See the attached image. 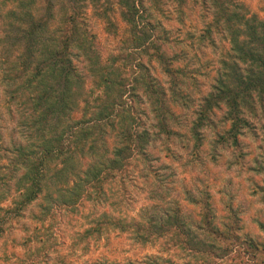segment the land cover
<instances>
[{"label":"trees","instance_id":"obj_1","mask_svg":"<svg viewBox=\"0 0 264 264\" xmlns=\"http://www.w3.org/2000/svg\"><path fill=\"white\" fill-rule=\"evenodd\" d=\"M84 1L61 0V15H52L48 21L35 19L30 12L9 15L21 21L30 16L25 22H9L6 38L12 33L16 36L17 53L12 59L10 50L3 58L4 63H13L10 70L16 71L14 76L3 72L6 93L14 97L16 92L27 106L22 118L26 139L15 144L14 151L15 160L24 169L16 181L20 200L11 197L16 210L41 195L46 207L59 204L77 208L83 200H94L108 179L126 170L138 147L150 144L155 135L154 130L140 128L132 98L137 95L134 82L148 83L140 73L146 69L143 55L150 49V56L159 63L166 64L170 57L160 51L152 37L151 21L144 20L145 1L92 0L93 15L103 20L108 31L118 34L117 14L128 31L127 36L120 35V52L107 57L99 48V35L91 28V14L88 16ZM203 3L212 18L200 38L214 45L213 33H220L227 46L208 91L198 98L199 109L189 132L196 150L202 147L207 129L213 134V142L238 148L244 132L253 127L259 105L264 104V17L250 13L234 0ZM183 11L180 7L179 13ZM122 51L128 58L122 57ZM122 68L132 73L123 74ZM220 111L222 116L216 121ZM161 129L168 135L175 133L162 120ZM160 183L164 187L161 175ZM183 192L196 207L195 220L175 197L173 201L160 199L168 206L160 214L157 208L162 205L158 206L154 194L158 204L144 205L139 219L119 222L138 242L160 246L161 255L153 261L149 257L147 264H201L194 258L199 253L213 256L218 250L222 257L230 255L234 260L242 252L250 255V248L264 250L253 236L242 232L237 217L226 216L223 222L218 219L207 190L198 196L192 188L185 187ZM11 209L0 206V213L4 212L0 214L2 229ZM179 250L186 255L183 262L175 257Z\"/></svg>","mask_w":264,"mask_h":264},{"label":"rangeland","instance_id":"obj_2","mask_svg":"<svg viewBox=\"0 0 264 264\" xmlns=\"http://www.w3.org/2000/svg\"><path fill=\"white\" fill-rule=\"evenodd\" d=\"M144 1L147 10L144 20L151 21L152 37L160 45V51L170 57L166 64L159 63L150 56L153 53L150 49L143 55L146 69L140 73L145 75L149 86L134 82L135 113L140 128L154 130L151 143L138 147L126 170L108 179L104 191L94 196V200H83L77 208L48 204L49 208L41 195L16 210L11 197L20 200L16 181L24 169L15 160L14 151L15 144L26 139L22 135L26 132L22 118L27 106L24 97H18L16 92L14 97L6 93L2 81L3 72L7 76L16 74L15 68L10 70L13 63L6 64L3 58L12 50L11 58L15 59L17 39L13 33L6 38L7 29L9 22L21 20L9 15L30 12L33 18L48 21L52 15L59 17L64 9L61 0H0V206L12 208L8 222L2 224L3 229L0 227V264H147L151 261L149 257L153 261L161 255L160 246L138 242L122 224L139 219L144 205L157 202L155 196L158 206L162 205L157 208L160 214L168 207L160 199L173 201L175 197L188 213L192 212L195 220L196 207L186 200L185 187L192 188L197 196L207 190L221 222L226 216L237 217L242 232H248L264 245V104L255 113L253 127L241 137L240 147L213 142V134L207 129L202 147L194 149L189 126L199 109L198 98L208 91L216 76L227 42L216 32L214 45L200 38L201 30L212 18L203 0ZM234 1L242 3L250 13L264 17V0ZM84 2L88 16L91 14V28L99 35L103 55L119 53L123 42L120 35H128L126 24L115 15L119 31L116 35L111 33L103 20L93 15L92 0ZM180 7L183 14L179 13ZM29 17L21 22L30 20ZM121 54L128 58L127 52ZM122 69L123 74L132 73ZM216 115L218 121L222 111ZM161 120L175 133L166 134L161 129ZM160 175L164 187L160 186ZM248 250L250 255L242 252L234 260L230 255L222 257V251L218 250L213 256L199 253L193 257L201 264H264L263 248ZM185 256L182 250L175 254L179 262Z\"/></svg>","mask_w":264,"mask_h":264}]
</instances>
